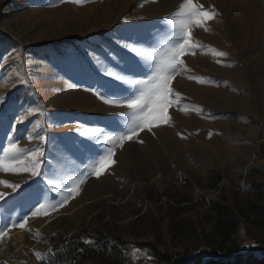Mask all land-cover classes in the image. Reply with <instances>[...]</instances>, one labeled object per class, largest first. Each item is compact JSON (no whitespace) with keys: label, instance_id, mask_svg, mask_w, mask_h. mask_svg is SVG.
<instances>
[{"label":"rangeland","instance_id":"374dc122","mask_svg":"<svg viewBox=\"0 0 264 264\" xmlns=\"http://www.w3.org/2000/svg\"><path fill=\"white\" fill-rule=\"evenodd\" d=\"M181 3L0 0V158L10 143L43 145L41 170L58 185L0 167V180L21 186L0 184V264H80V249L88 254L81 264L116 256L162 264L158 253L187 248L192 258L208 248L194 249L175 224L202 236L213 228V202H264V0H193L215 14L190 27L194 47L168 85L170 103L133 139H118L131 123L126 105L95 94L130 87L109 72L146 78L123 44L159 50L174 43L172 14ZM109 148L101 174H91ZM34 181L45 193L38 201L26 195ZM234 239L239 252L264 256L263 230L242 222Z\"/></svg>","mask_w":264,"mask_h":264},{"label":"snow or ice","instance_id":"6c2138e0","mask_svg":"<svg viewBox=\"0 0 264 264\" xmlns=\"http://www.w3.org/2000/svg\"><path fill=\"white\" fill-rule=\"evenodd\" d=\"M71 2L80 4L83 3L84 0H71ZM214 14V10L212 12L206 11L202 6L195 5L193 0H183V3L179 5V9L172 14L175 27L180 37L174 43H170L159 50H152L148 47L138 49L128 43L123 44L124 47L128 48L139 58L137 66L143 73L146 74V78L136 79L131 75L109 72L108 75H114L116 80H119L123 83V85L130 87H125L121 92L115 93H109L107 90H104L103 94H101V90H94L95 94L107 104L126 105L127 109L130 110L125 113V115L131 117V123L129 124L127 131L120 133L118 137L120 141L133 139L134 134L138 130L148 127L150 118L153 116V113L157 111V108L163 111L170 103L168 99V85L183 64L181 56L184 55L185 50L192 49L194 47V45L190 43L189 29L193 24L203 26V21L206 18H212ZM210 51L221 57L227 55V53L216 49H210ZM22 82L27 83L26 80ZM107 95H112L115 98L105 100V96ZM2 100L3 97H0V101ZM23 119L24 115L21 114L20 121L22 122ZM95 131L102 132L99 128L95 129ZM149 131H151L150 128ZM29 139H31V136ZM41 139H43V137ZM3 151L4 158H0V167H2L4 171L30 172L32 177H41L42 179H45L46 177L45 183L49 189H53L58 186L53 176H50L41 170V165L44 162L45 157L43 145L36 146L34 150H21L16 144L10 143L8 148L3 149ZM107 151L108 155L100 158L99 167H94L91 174L96 176L101 174V168H103L104 163L111 159L112 149L109 148ZM84 175L87 176L88 173H84ZM34 183L37 184V188L26 195L34 196L35 201H38L43 195H45V193L39 189V181H34ZM72 183L76 186L82 184L83 177L72 181ZM0 184L10 186L13 191L21 187L19 184L8 185V182L3 180H0ZM76 191L77 187H72L68 190V195H71ZM17 195H19V193H17ZM68 195H66L60 202L61 204L67 203ZM3 196L4 194L0 193V199H2ZM43 207L44 205L37 207L35 211L32 212V215H38L42 211ZM23 219L26 221L27 217H24ZM24 226L23 222L19 224V227L21 228ZM4 235V227H0V237H3Z\"/></svg>","mask_w":264,"mask_h":264},{"label":"trees","instance_id":"16d2710c","mask_svg":"<svg viewBox=\"0 0 264 264\" xmlns=\"http://www.w3.org/2000/svg\"><path fill=\"white\" fill-rule=\"evenodd\" d=\"M211 210L213 228L202 236H199L197 232L190 235L188 230L175 224V229L180 231L182 237L195 242L194 249L204 245L208 251H201L192 258H186L192 253L191 248H187L184 253H158L159 262L162 264H264V256H261L256 249L239 252V244L234 239L242 222L264 231V202H251L247 208L242 206L231 208L228 205L213 202ZM75 257H79L81 264L88 257L87 251L80 249ZM108 264L124 263L120 256H116L108 259Z\"/></svg>","mask_w":264,"mask_h":264},{"label":"bare ground","instance_id":"6f19581e","mask_svg":"<svg viewBox=\"0 0 264 264\" xmlns=\"http://www.w3.org/2000/svg\"><path fill=\"white\" fill-rule=\"evenodd\" d=\"M15 241L20 244L23 243L24 233L22 231H18V233L15 235Z\"/></svg>","mask_w":264,"mask_h":264},{"label":"built area","instance_id":"2783aa9c","mask_svg":"<svg viewBox=\"0 0 264 264\" xmlns=\"http://www.w3.org/2000/svg\"><path fill=\"white\" fill-rule=\"evenodd\" d=\"M139 254H141V252H139Z\"/></svg>","mask_w":264,"mask_h":264}]
</instances>
